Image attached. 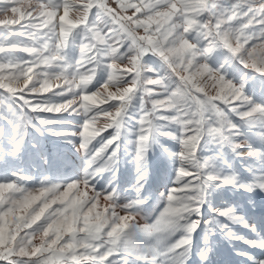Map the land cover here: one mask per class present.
Listing matches in <instances>:
<instances>
[{
	"label": "snow or ice",
	"instance_id": "snow-or-ice-1",
	"mask_svg": "<svg viewBox=\"0 0 264 264\" xmlns=\"http://www.w3.org/2000/svg\"><path fill=\"white\" fill-rule=\"evenodd\" d=\"M0 17V260L211 264L222 239L246 264H264V220L216 204L229 190L264 193V0H0ZM40 137L83 152V174L15 167L28 151L49 164ZM157 149L172 186L141 225ZM122 150L135 170L126 203ZM229 154L258 167L243 177Z\"/></svg>",
	"mask_w": 264,
	"mask_h": 264
},
{
	"label": "rangeland",
	"instance_id": "rangeland-1",
	"mask_svg": "<svg viewBox=\"0 0 264 264\" xmlns=\"http://www.w3.org/2000/svg\"><path fill=\"white\" fill-rule=\"evenodd\" d=\"M34 2V0H33ZM111 2V0H109ZM134 2H138V0H134ZM62 12V13H61ZM59 14H63V9H60ZM131 14V10L129 13ZM70 18H74V12L71 11L69 13ZM58 19V17H57ZM18 27V26H12ZM258 28V25L256 26ZM2 28V30H1ZM3 25H0V31H3ZM139 34H143V29L138 30ZM12 39H16L15 36L11 37ZM253 43V41H249V44ZM255 43L259 44L260 42L257 40ZM248 45H246L247 47ZM259 51V49H257ZM19 55L25 56L27 58V53H19ZM56 83H62L58 81H53V91L57 90L55 88ZM39 86V85H37ZM154 87V86H149ZM95 90V89H93ZM47 95V94H44ZM68 98H71L69 96ZM163 98V97H161ZM105 106V105H102ZM148 108H151V103L148 102L146 105ZM138 108V102H137ZM139 118V112L137 111L135 119L131 121V123L135 124V121ZM79 119V118H77ZM105 119L100 117L95 122V127H100L105 123ZM78 125L73 126L69 125L68 131H75ZM113 130L107 129V131L101 133L107 137L111 134ZM127 135L129 136V143H131L132 135L131 132H128ZM27 139L29 140V146L32 141V136H28ZM77 142L79 141V137H73ZM99 139V138H97ZM164 143L173 150H178L179 145H177L174 141L167 140L166 138H161ZM252 141L258 145L259 141L256 139L255 136L252 137ZM39 143L41 144L43 151H44V158L49 159V164L45 165L43 163V159L39 158L38 154H34L31 151L25 152V154L21 157L20 160L15 161V167L19 168L20 170L24 171L33 176H37L39 174H44L48 176H59L63 174L73 175L76 173L83 174L84 167L86 165V160L84 158L83 152H77L75 149L71 147V145L66 144L64 141L57 140L53 137H44L39 138ZM95 143V142H94ZM99 147V145H97ZM129 152H131V148H129ZM200 156L204 155H211L210 152H201L198 153ZM230 167L233 171L238 173L243 177H248L249 173L245 170L246 166L251 167H258V161L255 158L247 157L244 159L232 157L231 154L228 156ZM258 174V173H257ZM0 176H3L2 168H0ZM174 176L173 169L161 159L159 150L152 154L151 156V173L149 176V181L147 184V192L145 195L149 199V203L146 206H143L140 215L137 216L136 220L137 223L143 225L146 220L148 223H151L155 219V215H158L157 209L159 208L162 210V203L159 200V193L165 191L166 187H171L172 184L166 177ZM108 174H104L103 183L107 184ZM135 180V170L134 166L131 163V156L126 154L122 150L120 164H119V173L118 179L116 183L118 184L122 198L120 203H126V198L131 197L134 195L131 191L124 192V189H130L131 185L134 183ZM59 182V181H58ZM231 204L239 209L241 212L247 216L249 220L254 223L259 224L261 220H264V193H256L254 195L244 193V192H236L234 190H229L224 192L216 201L217 206L219 207L222 204ZM98 210L100 207L98 206ZM207 212V209H205ZM123 214V213H121ZM242 234L247 235L248 233L246 230L239 228L237 229ZM197 241H199V235L196 236ZM214 251L211 255V264H246V262L241 258L234 254L233 245L230 244L228 241L225 240H217L214 241L213 244ZM247 246L243 243L236 242L235 248L238 249H245ZM123 259V257H120ZM0 264H6L5 261L0 260Z\"/></svg>",
	"mask_w": 264,
	"mask_h": 264
},
{
	"label": "bare ground",
	"instance_id": "bare-ground-1",
	"mask_svg": "<svg viewBox=\"0 0 264 264\" xmlns=\"http://www.w3.org/2000/svg\"><path fill=\"white\" fill-rule=\"evenodd\" d=\"M34 3H35V0H34ZM62 13V12H61ZM70 13H71V11H70ZM3 17H0V19H2ZM2 26V25H1ZM1 30H2V28H1ZM113 91L115 90V89H112ZM101 91H102V89H101Z\"/></svg>",
	"mask_w": 264,
	"mask_h": 264
}]
</instances>
